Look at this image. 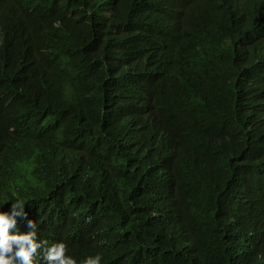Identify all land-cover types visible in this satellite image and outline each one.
Here are the masks:
<instances>
[{
    "label": "trees",
    "instance_id": "1",
    "mask_svg": "<svg viewBox=\"0 0 264 264\" xmlns=\"http://www.w3.org/2000/svg\"><path fill=\"white\" fill-rule=\"evenodd\" d=\"M17 198L76 264H264V0H0Z\"/></svg>",
    "mask_w": 264,
    "mask_h": 264
},
{
    "label": "clouds",
    "instance_id": "2",
    "mask_svg": "<svg viewBox=\"0 0 264 264\" xmlns=\"http://www.w3.org/2000/svg\"><path fill=\"white\" fill-rule=\"evenodd\" d=\"M26 202L17 198L11 204L9 212H0V264H33V257L43 250L45 264H76V261L66 256L67 245L63 242L47 246V241L37 238V226L33 220H28L30 231L20 232L17 228V217L25 219ZM102 257L89 256L81 264H100Z\"/></svg>",
    "mask_w": 264,
    "mask_h": 264
},
{
    "label": "bare ground",
    "instance_id": "3",
    "mask_svg": "<svg viewBox=\"0 0 264 264\" xmlns=\"http://www.w3.org/2000/svg\"><path fill=\"white\" fill-rule=\"evenodd\" d=\"M238 54H239V53H238ZM239 55L243 56V55H245V54H239Z\"/></svg>",
    "mask_w": 264,
    "mask_h": 264
}]
</instances>
